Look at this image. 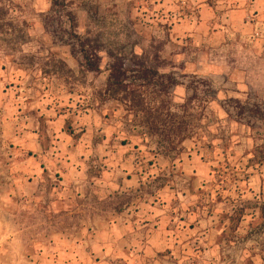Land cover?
<instances>
[{
	"label": "rangeland",
	"instance_id": "rangeland-1",
	"mask_svg": "<svg viewBox=\"0 0 264 264\" xmlns=\"http://www.w3.org/2000/svg\"><path fill=\"white\" fill-rule=\"evenodd\" d=\"M232 11L222 0H0V83L24 130L48 149L61 132L87 147L95 178L115 156L140 170L137 191L112 204L136 202L141 226L153 212L160 245L128 251L127 264H264V124L236 118L264 113V32L239 31ZM81 42L100 50V72ZM115 58L135 110L108 90ZM147 113L183 123L187 140L151 135Z\"/></svg>",
	"mask_w": 264,
	"mask_h": 264
},
{
	"label": "crops",
	"instance_id": "crops-1",
	"mask_svg": "<svg viewBox=\"0 0 264 264\" xmlns=\"http://www.w3.org/2000/svg\"><path fill=\"white\" fill-rule=\"evenodd\" d=\"M222 4L232 8L239 31L264 32V0ZM18 103L0 83V237L7 236L0 238V264H106L113 256L127 264L128 251L158 247L153 212L141 226L136 202L112 204L137 191L138 166L115 156L93 177L87 147L63 132L58 146L42 147L40 135L24 130Z\"/></svg>",
	"mask_w": 264,
	"mask_h": 264
},
{
	"label": "trees",
	"instance_id": "trees-1",
	"mask_svg": "<svg viewBox=\"0 0 264 264\" xmlns=\"http://www.w3.org/2000/svg\"><path fill=\"white\" fill-rule=\"evenodd\" d=\"M54 4L57 5L59 0H53ZM80 46V54L83 57L84 65L87 68L89 72L98 73L101 71V57L99 56L98 49L94 48L92 50L87 49V44L85 42H81L79 44ZM110 55V54H109ZM111 57L114 58V56L111 54ZM121 58H115V62L110 66L109 68V77L107 81V87L108 90L113 92L117 95H125V101H128L131 105L132 110H135L139 107L137 101L135 98H131V95L129 93V84H128V74L129 71L126 68L125 63ZM137 74H139V77H142L146 80H150V76L148 75V72L144 70H136ZM157 73H153L155 75ZM161 78L167 79V85L170 87H179L181 83H179L174 77L171 76H163ZM151 82H147V84H150ZM165 83H161V85H166ZM133 103V104H132ZM228 115L232 116V113L230 110H228L227 107L224 108ZM150 113V112H148ZM147 113V116H148ZM247 111L244 109L238 113L236 116L237 120L244 121L243 119H247L249 121L255 120L260 121L264 124V113L261 111H254L251 112V114L247 115L245 118ZM151 115V114H149ZM147 119L149 133L154 135H159L163 137L164 142L169 141L171 145H173L175 142H178V144H182L185 140H187L186 137L180 138L181 133H184V124L177 121H171L168 123L169 126H166L167 123H164L163 121H158L157 118L153 117V115L148 116ZM153 120H152V119ZM152 120V121H151ZM166 126V129L161 131L159 129V126ZM174 135V136H173ZM169 150V148L167 147Z\"/></svg>",
	"mask_w": 264,
	"mask_h": 264
}]
</instances>
